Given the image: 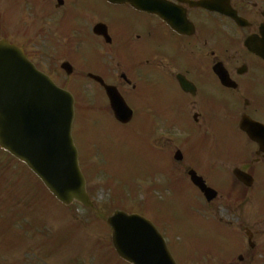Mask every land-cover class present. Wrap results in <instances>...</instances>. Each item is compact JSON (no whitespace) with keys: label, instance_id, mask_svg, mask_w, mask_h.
I'll return each instance as SVG.
<instances>
[{"label":"flooded vegetation","instance_id":"flooded-vegetation-1","mask_svg":"<svg viewBox=\"0 0 264 264\" xmlns=\"http://www.w3.org/2000/svg\"><path fill=\"white\" fill-rule=\"evenodd\" d=\"M199 1L206 0H155L157 14L152 16L105 0H63L53 13L61 14L58 25L67 19L74 29L70 44L77 40L83 51L82 67L91 87L104 97L89 74L116 87L131 107L128 125L152 152L154 172L148 179L156 183L151 187L164 181L175 185L184 175L190 181L188 173L194 170L231 207L235 188L230 176L241 168L253 177V196L264 204V156L258 145L246 138L249 168L248 158L238 163L233 146L222 149L218 135V118L233 120L234 129L238 116L264 117V59L256 54L264 53V0H230L245 20L240 26L230 17L195 7ZM218 3L224 7L222 0ZM101 24L106 37L92 33ZM61 34L66 36L59 28ZM251 38L256 52L245 45ZM216 69L226 72L228 85L219 82ZM198 148L204 149L203 158ZM176 150L183 153L181 162L172 159Z\"/></svg>","mask_w":264,"mask_h":264},{"label":"rangeland","instance_id":"rangeland-1","mask_svg":"<svg viewBox=\"0 0 264 264\" xmlns=\"http://www.w3.org/2000/svg\"><path fill=\"white\" fill-rule=\"evenodd\" d=\"M19 1L24 2L25 0ZM15 3L14 0H0V6L10 7V4L12 6L10 7L12 8L11 15H7L9 30L14 28L13 18L18 17ZM16 28H18L17 25ZM13 31L11 30L10 33ZM18 39L20 38L18 37ZM75 131L77 142L85 155L94 156L95 161L100 162L107 170L116 172L118 175L121 174L123 180L129 185L134 184L135 177L149 171L147 155L152 152L138 142L132 129L116 126L112 123V119L100 116L98 122L95 123L84 119ZM238 145L241 146V142ZM11 166L12 168L5 169L4 166L0 168V183L3 180V185H8L6 186L8 189H3L0 185V193L5 194L4 197H0V215L8 218L7 215L10 214L11 218L14 216L15 219L21 220V212L27 209V211L33 212L28 218L25 217L24 227H17L20 231H27L24 237L12 228L14 221L5 220L3 225L1 224L5 231L4 241L9 242H0V264H35L27 261L26 256L27 252H31V249H37V247H45L47 250V255L41 257V261L45 264L116 263L115 259L111 258V255L114 254L108 245V229L104 224L106 214L113 209L111 204H107L108 194L105 191L98 189L95 193L99 208L88 214L75 208L66 210L57 207L55 209L53 205L56 207V204L50 203V200L39 201L40 198L37 196L33 205H27L20 209L16 205L20 201L19 195L24 197L37 194L35 192L37 182L26 172L24 173L25 170L20 166L14 164ZM96 183V181L92 182V184ZM197 201L198 205L200 201L202 205V200L197 199ZM168 202L169 204L158 212L157 218L160 222L170 226L173 233L172 238L175 240L174 244L180 249L179 255L183 259V264H194L192 262L195 261L190 260H193L197 254H203L206 251L209 253L206 260H198L199 264H224L225 259H230V254L227 255L225 252L234 243V235L224 230L215 231L207 222L200 220L189 209L190 204L194 202L192 193L190 194L186 190L180 191L176 198ZM152 203H156V200H152L150 204ZM152 206L157 208V204ZM126 208L142 211L140 205H131ZM246 213H248L247 210ZM206 214L211 216L209 220L218 221L223 227L236 232L238 236L241 235L237 226L231 227L227 224L231 217H228L225 211ZM242 220L245 225H251L264 233V218L257 219L244 214ZM42 225H45L46 229L49 228V232L44 237L42 236L44 234ZM162 229L166 233L167 229L165 227ZM55 231L58 232L55 236L47 237L48 233ZM257 240L260 246L264 245V234H260ZM37 250L32 251L36 252ZM41 252L42 250L38 251V254ZM171 254L175 260L179 261L173 250H171Z\"/></svg>","mask_w":264,"mask_h":264},{"label":"water","instance_id":"water-1","mask_svg":"<svg viewBox=\"0 0 264 264\" xmlns=\"http://www.w3.org/2000/svg\"><path fill=\"white\" fill-rule=\"evenodd\" d=\"M69 99L26 66L20 52L0 43V145L40 177L67 205H87L70 138ZM112 244L130 264H174L150 224L114 213Z\"/></svg>","mask_w":264,"mask_h":264}]
</instances>
